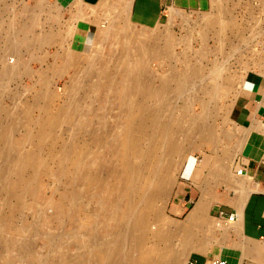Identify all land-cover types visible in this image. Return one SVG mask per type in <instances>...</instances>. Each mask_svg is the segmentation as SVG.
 Returning <instances> with one entry per match:
<instances>
[{"label": "rangeland", "instance_id": "rangeland-1", "mask_svg": "<svg viewBox=\"0 0 264 264\" xmlns=\"http://www.w3.org/2000/svg\"><path fill=\"white\" fill-rule=\"evenodd\" d=\"M55 1L0 0V69L19 65L17 76H13L3 85L5 87L4 92L0 95V118H2L3 110L14 111L16 108L21 109L23 105L30 104L31 97L37 90V82L41 78H46L48 84H46L44 92H49L47 94L52 95L49 96L51 100H42L41 104H46L51 113L64 112L66 109L67 112L71 110V112H75L77 111L76 106L79 105L83 109L78 111L88 112L86 117L92 119V114L101 109L98 107L99 96H94L95 94H90L87 90L90 81L115 78L118 70L115 63L118 58H121V49L123 50L124 46L125 48L136 47L135 40L138 35L155 34L160 36L167 34L175 42L166 52L167 56L163 54L160 58L149 57L142 60L143 62L140 61L141 64L138 62L140 66L145 63L143 66H145L148 75L143 82L146 89L157 93L161 88L162 79L172 73H184L194 67L201 68L204 82L211 78L212 71L216 72L218 69L220 75L218 79H221L217 83L218 89L213 93L212 88L211 91L209 88L200 94L197 90L202 83L199 85L198 82H195L193 85L189 83L185 85L183 93L181 92L177 98H171L170 118L172 121L179 122L185 131L177 136L169 133L165 139L158 138L152 141L155 150L170 138L174 139L178 146V149L176 147L177 150L169 158L159 154L162 156L163 169L168 171L167 174H161L158 179L164 191L157 197L155 207L151 211L149 210L152 214L149 213L150 221L143 232L147 237H143L142 243L136 246V242L130 238L119 239L118 243L121 244L125 252H129L132 256L137 255L136 263L144 264L153 255V249L157 246V242L153 241L152 234L158 229L167 235L169 240L166 241V244L170 246L169 251L172 253L179 250L178 248L184 245V241L189 245V251L181 257V259L183 258L182 264H186L189 258L196 255H207L208 263L212 259L224 261L218 257V253L221 250L226 251L232 236L237 234V228H232L237 227V223L230 225L224 223L222 220L224 216H220V213L223 212L219 211V206L214 204L223 205L229 201V198L232 197L229 195L230 184L233 187H242V176L239 169L234 168L235 160L239 154L258 159L260 157L258 141L260 135L264 134L262 129L254 127L249 130L251 133L249 131L244 133L229 121L230 111L241 88L238 85L239 81L243 83L250 79L259 83L264 94V0H210V6L205 11H170L167 20L154 30H142L130 25L125 17V11H120V9L118 12L113 10L110 13L108 11L99 13L97 8L82 6L81 0H75V3L69 5L57 4ZM218 6L221 7V12L217 9ZM221 13L223 16H220L219 19L225 22L229 21L230 26L221 30L215 27L206 28L205 22ZM109 16L111 17L109 18ZM231 24L233 25L231 26ZM23 25H26L27 29L28 25H33L32 29H28L29 34H20ZM91 27H96V31H99L103 36L107 35L109 29L112 32L108 37L104 36L103 40L100 38L98 41L100 43L97 44L102 45L101 47L98 45L94 47L96 33H92L94 28L91 30ZM115 30L119 34L114 39ZM87 32L89 33L86 34ZM43 34H46L45 36L53 35L56 40L53 39L49 43L43 42L45 43L43 45L31 42L30 45L33 48L31 51L22 48L14 51L8 50L6 47L8 36L14 41H19L23 38L33 40ZM33 36L35 37L32 38ZM123 38L128 42L125 45L121 41ZM85 41H87L86 44ZM198 55L203 57L199 59ZM97 63L99 64L96 67ZM138 63L135 69H141L136 68L139 67ZM102 64L104 65L102 66ZM122 69L119 71L127 72L126 70L130 68L123 66ZM220 70L221 72H219ZM94 71L101 74L99 78ZM74 79L79 82L75 81L77 84H71ZM190 86L193 87L190 88ZM85 94L86 96H84ZM210 94L216 97L215 100H212L215 108L212 105L211 109L213 110L207 116V120H209L207 124L214 130V144L202 141L193 132H190L191 134L188 132L192 119L201 113L200 103H207ZM145 97L140 98V101L144 99L142 101L146 103L152 102L147 95ZM185 98H189V100L187 101ZM135 100L138 103V99ZM131 103H134V99ZM112 104L113 101L108 100L106 107H103L106 108L104 111L108 112L105 115L107 123L113 122L114 113L117 112L116 109H112ZM74 107L75 109H73ZM69 108L70 111H68ZM214 110L217 111L213 116ZM41 116L40 110L32 112L34 121L39 120ZM86 117L85 119H87ZM62 120L55 131V136L58 138L56 142L58 143L56 147L58 152L64 148V145L72 144L75 141L81 142L82 145L88 143V136H81L82 139L77 137L79 129L73 126L74 123L69 124L66 119ZM253 129L258 132L254 134ZM114 132L118 134L120 128L117 127ZM222 134H225V139ZM227 134H229L228 137ZM22 135L23 131L17 128L12 134V139L21 138ZM146 143L148 144L147 139L143 138L140 141V145L142 144L144 149ZM244 143H249L252 149L258 152L257 155L251 157L245 152L243 153L240 144ZM46 151L47 143L42 149L40 148L39 152L46 153ZM46 158L44 156L42 160L44 166L49 164L48 158L47 160ZM219 167L225 170L223 171L225 176L223 172L222 177L221 175L217 176ZM40 170L37 171L38 174ZM188 170L193 173L191 178L187 176ZM103 180L106 182L108 179L105 177ZM109 182L111 186L112 182ZM34 183L40 189L38 197L25 196L20 205L15 200H6L0 194V216H6L9 208H16L13 218L8 220V224L7 222L5 224L7 228L10 226L11 233L19 234L29 245L25 247V243L24 247H14L16 249L13 248V250L0 248V264H33L37 261H40V264H78V262L81 264L82 253L93 254L96 244H105L111 247L114 237H103L104 227L98 220L99 216L105 212L104 207L85 197L88 191L84 190L82 183L76 187L78 188L75 193L76 200L68 209L71 217L64 216L60 221L51 225H44L43 217H38L35 211H42L46 207L45 205L57 202L67 180L65 178L56 180L40 174L36 176ZM142 197V195L138 196L137 208L133 207L135 210L132 209L127 214H139L146 210L147 207L143 204L144 198ZM201 201L205 204L204 211H200L203 217L200 216L196 220L200 222L196 223L201 227L200 229L194 228L193 234L186 240L185 237L188 233L184 231L185 227H188V218H190L195 204ZM5 204L9 208L3 207ZM156 217H160L161 222L153 220ZM212 224L220 225L219 231L214 230L216 225L213 227ZM91 228H95L97 232L93 238L89 233H86V230ZM162 248L161 245L158 246L159 250ZM165 254L171 257V253ZM86 260V264H93L91 260L89 262L88 259ZM250 264H264V259L260 263Z\"/></svg>", "mask_w": 264, "mask_h": 264}, {"label": "bare ground", "instance_id": "bare-ground-1", "mask_svg": "<svg viewBox=\"0 0 264 264\" xmlns=\"http://www.w3.org/2000/svg\"><path fill=\"white\" fill-rule=\"evenodd\" d=\"M104 6H107L106 2ZM218 7L217 9L220 11L221 7ZM122 11H125L126 13V8H123ZM220 16H223L222 13L220 15H215L213 18H209L205 22L206 28L215 27L220 30L225 28L227 29L230 26V22L221 21L219 19ZM232 25L233 24H231V26ZM25 26H21L23 27V30H21V32L19 31L22 35L29 34L30 31L28 29H32L33 25H28V29ZM93 28L94 30L92 33H96L94 38V47H96V45L101 47L102 45L97 44L100 43L98 42L100 38L103 40L104 36L108 37L112 32H110L109 29L107 35L103 36L99 31H96V27ZM93 28L91 27L90 29L92 30ZM118 34L119 33L115 30L113 34L114 39ZM32 35L33 34L31 33V36ZM45 35L46 34H43L41 37H36L33 40L30 39L31 41L26 40L25 38L19 41H14L10 38V36H8L7 39H4H6V47L8 50L16 51L22 48L31 51L33 50L30 45L31 42L37 45L38 43H42L41 45H43L45 44L43 42L49 43V41L52 42V40L55 39L53 35ZM34 37L35 36L32 38ZM104 41L106 40L104 39ZM121 41L125 45L127 39L123 38ZM135 41L136 47L133 48L131 46L125 48L124 46L123 50L121 49L122 55L120 57H123L124 59L118 58L115 63V66H117L116 68L118 69L117 74L114 73L115 78H101L102 80L96 78L97 80L94 82L90 81L87 90L90 94L92 93L95 94L94 96H99L98 99L100 104L98 107L101 109L100 111L97 110V112L92 114V119H88L86 117L88 112L78 111L83 109V107H80L79 105L76 106L77 111L75 112H71L72 110L70 111L69 108L68 111L70 112H67L66 109L64 112H57L56 114L51 113L46 104H41L42 100H48L50 99L49 96L52 95L47 94L49 92H44L46 88L45 86L48 84L46 78H41L37 82L39 86L36 84L37 90L34 91L30 104L23 105L21 109L16 108L14 111L3 110L1 116L2 118H0V194L6 200H15L17 204L20 205L22 198L25 196L38 197L40 189L37 188L34 181L37 175L42 174L50 176L56 180L59 178H65L67 180L66 186L63 188V193L60 195L57 202L45 205L46 207L42 209V211H35V214L38 217H43L44 225H51L54 222L60 221L64 216L71 217V213L68 209L73 204V201L76 200L75 197L77 196H75V193L76 189H78L76 187L79 186L78 184L80 183L84 185V190L88 191L85 197L91 200V202H96L99 206L104 207L105 212L102 216H99L98 220L104 227L103 237H114L111 241V247H108L105 244H96L93 254L90 252L82 253L81 264H86V259H88V262L91 260L93 264H140L135 262L137 255L132 256L129 252H125L118 241L119 239L130 238L136 242V246H139L140 243H142L141 241L144 240L143 237H147L143 234V232L150 221L149 213H151L150 211L153 207H155L157 197L164 191V188L161 186V182L158 179L161 174H167L168 172L167 169L165 171L161 165V155L163 154L169 158L172 156L173 152L178 149L177 144L172 138H170L167 142L164 141L165 143H161L159 148L156 150L152 141L157 140L158 138L165 139L167 137L166 135L169 133L174 135L176 134L177 136V134L185 131L182 129L179 122L172 121L170 118L172 110V105L170 103L171 98H177L182 90L185 89V85L188 83L193 85L195 82H198V84L202 83L201 85L199 84L200 86L198 87L197 92L201 94L202 91H206L209 88L211 91L212 88L213 93L214 90L218 89L217 83L218 80L221 79H218V76L220 77L218 69L216 72L212 71L213 75L210 76L211 78H208L209 80L204 82L202 79L204 77L203 71L200 67H194L186 70L184 73H172L170 76L165 74L167 77L162 79L161 88H159V92L157 93L146 89L143 81L148 74L145 71V66H143L145 63L140 66L143 62L142 60L149 57L160 58L163 54L166 55V52L169 51L175 42L167 34L160 36L155 34H140L136 37ZM198 57L200 59L203 56L198 55ZM140 61L142 62L140 63ZM99 63H97L96 67ZM137 63L139 64V67L136 68L141 69H135ZM103 65L104 64H102V66ZM215 65L217 64L215 63ZM123 66L130 69H127V72H121L123 70ZM18 69L19 65L17 64L13 67H3L0 69V95L4 92L5 86L3 85L7 80L10 78L12 79L13 76H17L19 72ZM119 69L122 70L119 71ZM219 72H221V70ZM95 75L99 78V75L101 74L95 72ZM75 81L77 80L74 79L71 84H77L79 82L77 81L76 83ZM238 85L241 86L242 82L239 81ZM191 87L193 86H190V88ZM70 95L69 97H72ZM145 95H147L148 99H151L152 102L146 103L142 101L144 99L140 101V98H144ZM211 95L212 94H210L209 101L207 103H200L201 113L192 119L188 132H193L194 135L202 141H207L209 143L213 142L214 144V130L209 124H207V121H209L207 120V116H209V113L213 110L211 108L214 107V101L212 100L216 98ZM84 96H86V94ZM130 99L131 102L132 99H134V103H131ZM135 99H138V103H136ZM185 99H187V101L189 100V98ZM108 100L113 101L111 107L112 109L117 110V112L114 113L115 116L112 123H107L105 121V115L108 114V112L104 111L106 108L103 107H106V102ZM70 107L72 106L70 105ZM73 109H75V107ZM39 110L41 111L42 116L39 120L34 121L32 119V112ZM90 111L92 112V110ZM216 111H213V116ZM22 115L24 116L22 117ZM85 117L87 119H85ZM62 119H64V121L66 119L69 124H71V122L74 123L75 125L73 126H76V129H79L77 137L88 136V143L82 145L81 142L75 141L72 144L64 145V148L58 152L56 150V147L58 146V143H56L58 138L55 136V131L58 124L63 121ZM259 124L254 123L253 127L259 130L262 129L261 131L264 132V125L260 126ZM117 127L120 128V132L118 134L114 132ZM17 128L23 131V135L21 138L12 139V134ZM255 129L252 130L254 134L258 132L257 130L255 132ZM222 135H224L223 139H225V134ZM228 135L229 134H227V137ZM143 138L148 141V144H145V149L142 144L140 145V141L143 140ZM45 143H47L46 153L39 152L40 148L42 149ZM240 145L243 153L245 152L251 157L252 155H257L258 152L254 151L249 143ZM44 156L48 158L49 163L45 166L42 165ZM50 167L53 168L50 169ZM39 169L41 170L38 174L37 171H39ZM223 171L225 170L219 167L217 169V176L221 175L222 177V174L224 173ZM214 172L216 173V170ZM223 175L225 176V173ZM102 177H107L108 180L105 182ZM109 181L112 182L111 186L109 185ZM139 195H142V198H144L143 204L147 207L146 210L139 214H127L130 213V210H132L133 207L137 208L136 200H139ZM204 206L205 204L202 203V201L195 204L190 214V218H188V227H185L186 229L183 227L185 229L184 232L188 233L185 237L186 240L188 239V236L193 234L194 228L200 229L201 226L196 223L200 222L196 220H198L202 214L200 211H204ZM3 207L9 208L6 204ZM134 210L135 209H133V211ZM15 212L16 208H9L6 216H0V248L13 250L14 247H24L25 243V247L29 246L27 241L19 236V234L11 233L9 230L10 226L8 225L9 227L7 228V225L5 224L6 222L8 224V220L13 218ZM153 220L161 222L160 217H156ZM236 223L238 225V222ZM214 225L216 226L214 227ZM214 225H211L215 228L214 230L219 231L220 225ZM86 233H89L92 238L97 235L95 228H91L88 231L86 230ZM202 236L204 237V234H202ZM152 238L153 241L157 242V246L153 249V255L144 264L183 263V258L181 259V257L190 249L189 245L186 244V241H184L185 243H183L184 245L182 247L178 248L179 250L172 253L169 251L170 246L166 244V241L169 240L167 239V235L157 229V231L152 234ZM160 245L163 247L161 250L158 249V246ZM165 253H171V257L166 256ZM39 262L37 261L33 264H40ZM79 263L80 262H78V264Z\"/></svg>", "mask_w": 264, "mask_h": 264}, {"label": "crops", "instance_id": "crops-1", "mask_svg": "<svg viewBox=\"0 0 264 264\" xmlns=\"http://www.w3.org/2000/svg\"><path fill=\"white\" fill-rule=\"evenodd\" d=\"M82 6L97 8L99 13L122 11L126 8L128 23L142 30H154L168 18L170 11H205L210 0H81ZM109 1V3H108ZM57 4L69 5L75 0H56ZM106 2L107 6H104ZM108 3V4H107ZM169 11V12H167ZM111 16H109L110 18ZM89 30V29H88ZM87 32L86 34H88ZM87 41H85V44ZM231 124L242 132L252 129L254 123L264 125V96L259 83L243 81L230 111ZM260 135L258 151L260 157L249 158L239 154L234 168H238L242 187L229 185L232 196L226 204L218 205L221 216L236 215L238 225L236 235L232 236L226 251L221 250L218 257L227 264H250L264 259V140ZM256 140V139H255ZM233 168V169H234ZM234 171H236L234 169ZM193 173L187 171L191 178ZM242 191V192H241ZM241 196V199H240ZM213 205V206H214ZM239 218V219H238ZM239 220V221H238ZM263 257V258H262ZM207 255H196L187 262L209 264ZM187 264V263H186Z\"/></svg>", "mask_w": 264, "mask_h": 264}, {"label": "built area", "instance_id": "built-area-1", "mask_svg": "<svg viewBox=\"0 0 264 264\" xmlns=\"http://www.w3.org/2000/svg\"><path fill=\"white\" fill-rule=\"evenodd\" d=\"M221 216V214H220ZM223 222L226 223V224H234L237 222V217L236 215H229L228 217H224L222 218ZM187 264H192L191 262H187ZM210 264H227L226 261H221V260H214L212 259L210 261Z\"/></svg>", "mask_w": 264, "mask_h": 264}]
</instances>
